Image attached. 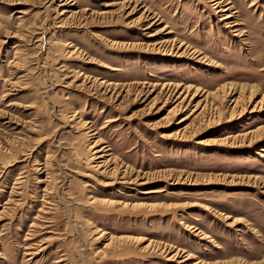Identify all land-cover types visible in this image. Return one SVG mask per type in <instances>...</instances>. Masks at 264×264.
Wrapping results in <instances>:
<instances>
[{"label": "rangeland", "instance_id": "374dc122", "mask_svg": "<svg viewBox=\"0 0 264 264\" xmlns=\"http://www.w3.org/2000/svg\"><path fill=\"white\" fill-rule=\"evenodd\" d=\"M215 3L0 0V264H264V0Z\"/></svg>", "mask_w": 264, "mask_h": 264}, {"label": "bare ground", "instance_id": "6f19581e", "mask_svg": "<svg viewBox=\"0 0 264 264\" xmlns=\"http://www.w3.org/2000/svg\"><path fill=\"white\" fill-rule=\"evenodd\" d=\"M208 1L211 2V3L214 4V5L216 4V3H215L216 0H208ZM215 6H216V5H215ZM219 11H222V9H220ZM223 11H224V10H223ZM227 17H228V16L223 17L222 19H226ZM92 202H93V201H92Z\"/></svg>", "mask_w": 264, "mask_h": 264}]
</instances>
